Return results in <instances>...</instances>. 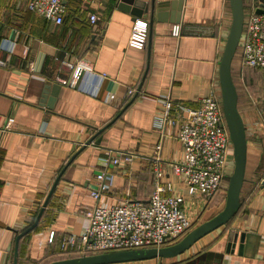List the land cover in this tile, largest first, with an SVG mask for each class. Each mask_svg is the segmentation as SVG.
I'll return each instance as SVG.
<instances>
[{
    "label": "crops",
    "instance_id": "crops-1",
    "mask_svg": "<svg viewBox=\"0 0 264 264\" xmlns=\"http://www.w3.org/2000/svg\"><path fill=\"white\" fill-rule=\"evenodd\" d=\"M29 1L0 0V46L3 40L6 49L15 44L12 52L0 49V264H14L17 236L34 224L60 175L38 226L21 239L23 264H49L62 256L56 252H62L66 235L84 232L85 211L97 204L91 191L103 171L114 175V186L102 196V207L148 203L159 144L163 183L185 197L194 228L218 215L226 205L224 191L210 200L200 193L192 197L168 167L184 159L181 112L165 125L162 100L170 97L186 108L210 96L222 101L219 70L233 20L230 0H155L161 21L153 22L151 45L150 15L134 20V8L122 0H64L68 13L62 25L30 11ZM260 4L244 0L245 24ZM177 18L180 23L171 22ZM137 20L149 26L143 49L130 44ZM176 25L179 36L172 34ZM79 61L106 74L101 84L86 80L97 86L96 96L81 91V81L75 87L61 83L72 73L67 64ZM48 83L59 86L50 106L41 103ZM130 89L136 90L131 98ZM237 91L248 144L237 214L178 257L129 264H264V121L262 111L243 103ZM9 118L14 122L7 128ZM94 137L101 143L87 145ZM233 154L232 149L229 164ZM115 158L120 164L106 168L105 161ZM51 232L55 243H49Z\"/></svg>",
    "mask_w": 264,
    "mask_h": 264
},
{
    "label": "built area",
    "instance_id": "built-area-1",
    "mask_svg": "<svg viewBox=\"0 0 264 264\" xmlns=\"http://www.w3.org/2000/svg\"><path fill=\"white\" fill-rule=\"evenodd\" d=\"M28 9L57 25L64 23L68 13L64 0H30ZM90 21L92 24L97 23V16L91 15ZM148 32L147 22L135 21L130 37L131 46L136 49L145 48ZM180 33V26H174L172 34L179 36ZM5 44L3 40L0 46L2 51L14 50V43L11 42L10 49H6ZM241 47L242 65L264 70V14L252 13L248 16L239 48ZM0 65H4L1 60ZM67 66L72 73L69 79L61 81L62 85L75 87L77 81H81L80 90L96 96L97 86L88 84L86 80L96 78L97 84H101L106 74H96L82 61L69 63ZM135 93V89H130L127 95L131 98ZM162 103L165 125L172 120L175 111L181 112L178 140L183 145L184 159L178 163H169V169L172 174L182 178L189 187L190 196L200 193L207 200L212 199L222 189L229 153L233 149L222 101L210 96L203 98L197 108L175 104L170 97L163 99ZM262 119L264 121V108ZM13 122L14 119L9 118L7 128ZM159 123V127L164 128L162 120ZM161 151L162 145L159 144L153 160L155 191L148 203L126 201L112 207H102L100 200L113 188L114 175L103 171L96 176V187L91 191V197L97 204L85 211L88 227L80 235H66L60 242L62 252L82 257L161 248L174 244L192 230L194 223L185 211V197L174 194L172 184L163 183L165 170ZM110 164L119 165L120 158L105 161L106 168ZM55 238V232H51L49 243H55Z\"/></svg>",
    "mask_w": 264,
    "mask_h": 264
},
{
    "label": "water",
    "instance_id": "water-1",
    "mask_svg": "<svg viewBox=\"0 0 264 264\" xmlns=\"http://www.w3.org/2000/svg\"><path fill=\"white\" fill-rule=\"evenodd\" d=\"M124 3L133 7L132 15L134 20L136 17L143 13L150 15V33H149V45L152 42V27L155 18L158 21L160 19V7L155 0H151L150 3L141 2L139 0H122ZM261 4L256 11V14H264V0H260ZM233 20L230 28L228 38L226 40V45L223 53V57L220 63L219 78L222 93V105L224 110V115L227 121V125L230 131L231 140L233 143L234 151V172L230 177L229 187L227 189V199L225 208L212 219L204 222L203 224L195 227L191 230L182 240L179 242L165 246L161 248H148L140 250H128L121 252H108L97 255H89L76 257L71 259H64L60 261H55L50 264H129L150 261L155 259H170L178 257L189 250L194 244L200 241L202 238L208 234L214 232L215 230L223 227L229 223L233 217L237 214L241 203L240 194L245 182V173L247 167V156H248V144L246 136V128L242 116L238 109L239 95L234 83L232 75V64L237 51L240 46L242 39L244 25H245V11H244V0H230ZM172 23H180V21H171ZM187 29V28H185ZM59 86H53L48 83L42 96L41 103L45 105L47 102L50 106L53 98L57 96V91ZM142 89V85L139 86L138 92ZM134 101V98L129 102L127 107ZM101 130L99 133H101ZM92 138L87 145H90L95 141ZM99 145L101 140L94 142ZM61 175L56 179L40 213L38 214L34 224L26 229L24 232L17 236L15 242V252H14V264H18L19 261V246L20 241L27 234L32 232L39 224L45 208L48 206L51 197L53 196L55 189L59 183Z\"/></svg>",
    "mask_w": 264,
    "mask_h": 264
},
{
    "label": "rangeland",
    "instance_id": "rangeland-1",
    "mask_svg": "<svg viewBox=\"0 0 264 264\" xmlns=\"http://www.w3.org/2000/svg\"><path fill=\"white\" fill-rule=\"evenodd\" d=\"M241 51L242 47L238 49L234 58V69L232 72L234 83L237 90H239L242 102L259 108V110L262 111L264 108V71L243 66L241 62ZM234 167V162L228 163L225 171V178L221 191H224L226 194L230 183V177L234 172Z\"/></svg>",
    "mask_w": 264,
    "mask_h": 264
},
{
    "label": "trees",
    "instance_id": "trees-1",
    "mask_svg": "<svg viewBox=\"0 0 264 264\" xmlns=\"http://www.w3.org/2000/svg\"><path fill=\"white\" fill-rule=\"evenodd\" d=\"M260 70H263V69H260ZM263 71H264V70H263ZM220 191H221V190H220ZM220 191H219V192H220ZM219 192H218V193H219ZM218 193H217V194H218ZM217 194H216V195H217ZM216 195H215V196H216ZM193 229H194V227L192 228V230H193ZM190 231H191V230H190ZM190 231H189V232H190ZM187 234H188V233H187ZM187 234H186V235H187ZM186 235H185V236H186ZM185 236H184V237H185ZM184 237H183V238H184ZM183 238L179 239L177 242H179V241L182 240ZM177 242H175V243H177ZM175 243H174V244H175ZM172 245H173V244H172ZM59 247H60V244H59ZM59 247H58V248H59ZM56 253H59V254L61 253L62 256H56V257H55L50 263L55 262V261L64 260V259H71V258L80 257V256L77 255V254H64V253H62V252H56ZM61 254H60V255H61ZM24 259H25V247H24V242H23V240H22V241H20V246H19V261H18V263H19V264H23V263H24ZM50 263H49V264H50Z\"/></svg>",
    "mask_w": 264,
    "mask_h": 264
}]
</instances>
